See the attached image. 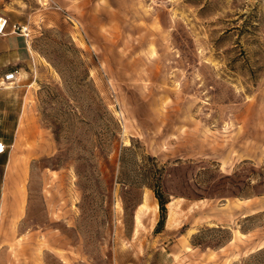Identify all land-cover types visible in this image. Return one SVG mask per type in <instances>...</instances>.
<instances>
[{"label":"rangeland","instance_id":"374dc122","mask_svg":"<svg viewBox=\"0 0 264 264\" xmlns=\"http://www.w3.org/2000/svg\"><path fill=\"white\" fill-rule=\"evenodd\" d=\"M0 17L30 32L8 28L20 79L0 80V264H264V0Z\"/></svg>","mask_w":264,"mask_h":264},{"label":"crops","instance_id":"0c3cea01","mask_svg":"<svg viewBox=\"0 0 264 264\" xmlns=\"http://www.w3.org/2000/svg\"><path fill=\"white\" fill-rule=\"evenodd\" d=\"M18 45L15 44L14 38L9 34L7 36H0V80L4 78L7 74L6 71H12V68L16 65V60L18 59ZM0 108V115H1ZM14 128V127H13ZM0 144L4 145V142L0 140ZM4 153L0 155V160L4 159ZM2 173V172H1ZM4 195V191L0 188V197ZM1 199L0 203V220L2 213Z\"/></svg>","mask_w":264,"mask_h":264},{"label":"trees","instance_id":"16d2710c","mask_svg":"<svg viewBox=\"0 0 264 264\" xmlns=\"http://www.w3.org/2000/svg\"><path fill=\"white\" fill-rule=\"evenodd\" d=\"M179 167H174L173 169H170V172L167 173V175H164L163 169H158L156 168V178H155V183L153 186V191L155 193V197L158 200L159 203V210L161 214V219L158 223L157 229H160L165 224L166 221V216H167V205L170 203V198L168 197V193L162 190V185L164 184L165 181H168V178H173L172 180L178 181L179 176H178V171ZM182 169H187L182 167ZM185 175V174H184ZM186 178H184L185 180ZM201 199H203L201 197Z\"/></svg>","mask_w":264,"mask_h":264},{"label":"built area","instance_id":"2783aa9c","mask_svg":"<svg viewBox=\"0 0 264 264\" xmlns=\"http://www.w3.org/2000/svg\"><path fill=\"white\" fill-rule=\"evenodd\" d=\"M8 28H10L11 33L18 34L22 37H29L30 35L29 29L27 27L16 24L10 26L6 18L0 17V36L8 35ZM19 79H20V72L18 70L10 71L3 78L4 82H9V83H16L19 81ZM4 152H5V146L0 144V155L3 154Z\"/></svg>","mask_w":264,"mask_h":264}]
</instances>
